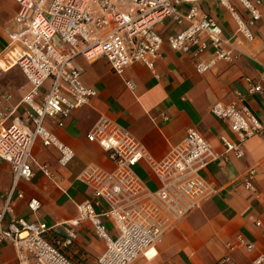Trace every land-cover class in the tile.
I'll return each instance as SVG.
<instances>
[{
  "label": "built area",
  "instance_id": "obj_1",
  "mask_svg": "<svg viewBox=\"0 0 264 264\" xmlns=\"http://www.w3.org/2000/svg\"><path fill=\"white\" fill-rule=\"evenodd\" d=\"M179 1L14 0L16 31L8 37L10 56L3 63H13L19 68L27 89L19 101L23 106L22 117L5 114L0 100V160L8 162L13 184L20 177L31 176V147L36 139L56 150L60 166L64 167L73 156L71 147L47 129L43 121L46 117L53 118L61 126L63 118L95 95L93 89L79 82V71L71 66L76 56L88 62L103 58L117 75L135 63L152 70L163 43L153 26L171 18L178 30L164 42L172 51L188 56L196 73L210 70L219 61L234 62L238 52L222 39L216 22L195 7L179 13L176 9ZM213 1L232 10L229 0ZM236 1L244 14L233 12L234 32L251 42L255 39L254 28L261 20L262 0ZM46 81L49 87L43 90ZM243 82L248 95L261 92L254 79L244 77ZM124 84L129 91L135 88L131 80H125ZM209 113L224 120L233 133L234 139L221 136L220 142L224 152L235 157L242 155L241 143L245 138L255 134L264 137V123L249 109L240 93L235 92L231 102H213ZM85 138L107 151L115 167L103 171L85 166L77 175L89 186L91 194L76 203V215L67 221L69 227L61 244L69 245L75 237L74 228L80 221L88 220L104 242L96 264H129L210 194L197 171L218 158L219 153L193 127L185 128L182 140L157 160L147 155L143 145L127 130L106 118L99 119L85 133ZM139 159H145L158 180L153 190L146 188L131 169ZM38 168L44 175L54 177L46 166ZM255 173L253 168L246 169L241 182L254 192ZM7 202L0 210V242L12 244L17 264H74L57 244L46 238L50 226L43 221L15 217L2 225ZM100 203L104 207L97 209ZM27 207L35 212L38 199L29 198ZM104 219L110 221L112 230ZM237 245L254 249V244L240 235L226 242L228 250ZM227 259L225 256L223 261ZM252 262L264 264V251Z\"/></svg>",
  "mask_w": 264,
  "mask_h": 264
},
{
  "label": "crops",
  "instance_id": "obj_2",
  "mask_svg": "<svg viewBox=\"0 0 264 264\" xmlns=\"http://www.w3.org/2000/svg\"><path fill=\"white\" fill-rule=\"evenodd\" d=\"M229 5L232 10L213 0H181L176 4L181 14L195 7L210 16L219 26L222 39L238 52L234 62L219 61L202 74L195 72L188 56L172 51L164 42L178 30L171 18L153 26L163 43L152 70L135 63L117 75L103 58L88 62L76 56L71 66L79 71V82L93 89L95 95L63 118L61 126L53 118L46 117L43 121L47 129L71 147L73 156L64 167L60 166L56 150L36 139L31 147L32 174L27 179H16L14 184L8 162L0 160V210L8 201L1 224L15 217L43 221L50 226L46 238L57 244L74 264H96L104 242L88 220L80 221L74 228L75 237L69 245L61 244L69 227L67 221L76 215V203L91 194L89 186L77 175L85 166L103 171L115 167L107 151L95 141H88L85 133L99 119L106 118L127 130L143 145L147 155L157 160L182 140L185 128L193 127L219 153L218 158L197 171L210 194L161 234L148 252L139 254L129 264H253L254 257L264 251V137L255 134L245 138L239 158L224 152L220 137L234 139V135L224 120L209 113V107L215 101L231 102L237 92L264 123V0L260 6L261 20L254 28L255 39L251 42L234 32L233 12L243 15V9L236 0H229ZM16 9L14 0H0V65L5 70L0 74V100L5 114L22 117L23 106L19 101L27 89L25 79L21 89L11 87L9 77L14 65L3 63L10 56L8 37L16 31L13 24ZM244 77L258 82L261 92L248 95ZM125 80L135 84L133 91L126 88ZM39 165L46 166L54 177L44 175ZM248 168L256 172L255 192L241 183ZM131 169L146 188L153 190L158 186L145 159H139ZM31 197L39 201L33 213L27 207ZM103 207L100 203L97 209ZM257 220L260 225H256ZM104 221L112 230L110 221ZM237 235L252 242L254 249L237 245L228 250L226 242L234 241ZM225 256L228 259L223 261ZM0 264H17L11 243L0 242Z\"/></svg>",
  "mask_w": 264,
  "mask_h": 264
},
{
  "label": "rangeland",
  "instance_id": "obj_3",
  "mask_svg": "<svg viewBox=\"0 0 264 264\" xmlns=\"http://www.w3.org/2000/svg\"><path fill=\"white\" fill-rule=\"evenodd\" d=\"M12 68H13V73L9 77V83H10L9 85H11V87H14V89H17V88H20L21 89V87L24 84V78H23L20 70L18 69V67L16 65H14ZM3 71H5V70H2V71L0 70V74ZM48 87H49V81L44 82V84L42 85V89L43 90H46ZM149 253H147V255Z\"/></svg>",
  "mask_w": 264,
  "mask_h": 264
},
{
  "label": "bare ground",
  "instance_id": "obj_4",
  "mask_svg": "<svg viewBox=\"0 0 264 264\" xmlns=\"http://www.w3.org/2000/svg\"><path fill=\"white\" fill-rule=\"evenodd\" d=\"M0 69H1V71H2L4 68L0 65ZM150 249H151V248H150ZM150 249H149V250H150ZM149 250H148V251H149ZM148 251H147V252H148Z\"/></svg>",
  "mask_w": 264,
  "mask_h": 264
}]
</instances>
